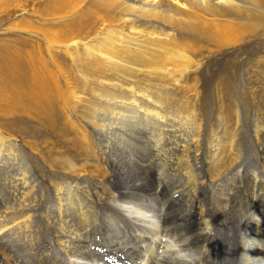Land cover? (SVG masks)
I'll return each mask as SVG.
<instances>
[{
    "label": "bare ground",
    "instance_id": "bare-ground-1",
    "mask_svg": "<svg viewBox=\"0 0 264 264\" xmlns=\"http://www.w3.org/2000/svg\"><path fill=\"white\" fill-rule=\"evenodd\" d=\"M61 1L45 16H75L73 40L23 29L44 49L0 48V116L30 122L0 127V264H264V83L220 89L225 72L204 67L214 53L177 55L198 36L234 38L208 32L215 7L250 21L264 0ZM100 23V47H87ZM82 44L83 69L126 78L95 69L75 83L54 46ZM122 221L135 246L118 241Z\"/></svg>",
    "mask_w": 264,
    "mask_h": 264
},
{
    "label": "rangeland",
    "instance_id": "rangeland-1",
    "mask_svg": "<svg viewBox=\"0 0 264 264\" xmlns=\"http://www.w3.org/2000/svg\"><path fill=\"white\" fill-rule=\"evenodd\" d=\"M61 5V0H0V45H3L0 48H6L7 46L14 45L17 47V49L14 50H17V52H24V50L26 51L24 45L32 42L33 44L38 43L40 47H42L41 49H44L46 43L42 39L35 37L34 40L31 41V36L23 32L25 29L43 32L42 34L45 35H61L66 38L68 42L73 40L74 36L69 37V35H72V31H74V29L71 28L69 24L75 20V16L72 18H64L60 21H55L45 16L47 11L52 12L54 11L53 9H56ZM236 5L242 8L247 5V2L244 0H237ZM249 8L250 13L247 14V18L252 20L243 21L235 19L246 18L244 16L246 15V12L244 14H240L239 17H236V15L233 13V10L231 9L215 7L213 10L215 11L214 18L219 20V22L212 23L215 25L216 30H210L209 28L208 32L221 31V33H226L230 31L234 35V38L226 43H223L221 41L215 40L208 41L204 39L203 36H198L196 43H199L200 46L194 47V49H192L193 52H180L181 55L177 54L178 57L180 56L182 59L183 54L192 55L199 52L214 53V57L212 56L210 57L211 59L209 58L208 61H205L204 67H206V70H208L207 73L218 70L225 72V77L221 76V79L219 80L218 85L220 86V89L224 88L227 79L232 81L235 79V77H238L237 79L240 85L249 81L254 82L255 80H260L262 83H264V12H261L250 5ZM122 9L123 6H121L119 3H115L114 11L119 12ZM80 13L87 14L88 16L91 13V10H89L87 7H84L80 10ZM96 14L103 19L106 16L105 11H100ZM81 25L83 26L84 22ZM103 30L104 27L102 23L96 24V26L92 29L89 28L88 30H85L86 33L91 34L88 35L83 33V44L87 47L99 48L104 39ZM96 32L101 35L99 36L100 41L94 40V38L97 36ZM66 43L67 42H64V44ZM83 44L75 48L63 47L65 45L54 46V58L61 64L63 70H65V72L70 75L73 80H75V83L89 86L91 81H87L85 79L84 73L86 72L91 74L95 69H97L95 72H100L103 75L112 76V74L115 73L113 74L114 77L122 76L124 74V72H116L119 69L113 70L110 66L99 67L95 64L83 69V59L85 55L84 52H86ZM28 49L30 50V48H27V50ZM71 52H79L80 54H71ZM47 57L48 56L44 57V59ZM173 59L174 56L171 57L170 60L173 61ZM37 63H42V68H45L44 71H47L48 69L55 70L51 63L46 65V63H44L42 60L41 62ZM207 73L204 77L199 78V76H197V81L201 82L207 81V79L210 80L212 73ZM236 73L240 74L236 76ZM123 77L126 78V73L121 78ZM55 78L57 81H59L60 85H66L65 81L63 79L61 81L59 76H55ZM213 89L214 88L212 87L209 88L210 92L208 95H212V97L215 98V91L216 89H219V87L216 86L215 89ZM28 124H30V122L27 121V119L22 120L19 115H6L4 118L0 116V127L6 128L12 132L18 130L15 129L13 125H20L19 127L21 129L23 125ZM248 173L252 175L253 170H249ZM117 228V239L120 243H123L122 245L135 246L138 243V234L128 230L131 228L130 224L122 221ZM140 250H142L141 246ZM148 258L150 259L152 257L148 255Z\"/></svg>",
    "mask_w": 264,
    "mask_h": 264
},
{
    "label": "clouds",
    "instance_id": "clouds-1",
    "mask_svg": "<svg viewBox=\"0 0 264 264\" xmlns=\"http://www.w3.org/2000/svg\"><path fill=\"white\" fill-rule=\"evenodd\" d=\"M185 254L181 253V256H184Z\"/></svg>",
    "mask_w": 264,
    "mask_h": 264
}]
</instances>
